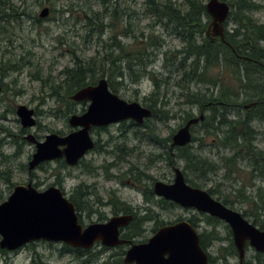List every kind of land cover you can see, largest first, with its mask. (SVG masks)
<instances>
[{
  "label": "rangeland",
  "instance_id": "1",
  "mask_svg": "<svg viewBox=\"0 0 264 264\" xmlns=\"http://www.w3.org/2000/svg\"><path fill=\"white\" fill-rule=\"evenodd\" d=\"M147 1L7 0L9 9L5 12L11 15L0 22V83L2 87L0 91V173L10 170L11 178L8 184L4 181L0 182V202L8 198L14 186L26 184L30 179L39 191L60 182V188L67 198H71L77 188L79 192L81 187V192L87 191L86 197L80 199L76 195L74 199L78 201L82 209L79 215L84 224L97 222L103 216L109 218L113 209L119 205L113 207L101 204L114 196L121 202L127 203L136 216L144 217L146 221L142 223L141 233L145 238L155 227L156 222L153 219L173 222L178 217L191 215L190 211L175 206L167 204L160 206L156 203L158 198L154 195L151 196L152 201H148L145 197L146 188H151L154 181L170 183L173 178L170 167L166 165L167 162L162 159L150 161L152 153L159 155L164 154V151L145 137L149 133L148 127H152L160 138H166L185 123L183 109L190 110L193 116L198 114L196 106L184 105L180 91L173 86V83L168 87L165 98L161 95L156 100L159 103L161 101L168 103L166 110H170L171 119L150 118L144 123L147 127L124 121L105 128H96L90 131L91 137L103 147L86 154L79 165L67 167L58 160L43 163L31 172L27 169L35 147L34 144L25 140V136L33 135L37 141L42 142L47 134L59 135L61 132H68L72 130L67 123L68 117L83 113L88 106L87 101L73 103L69 97L66 98L62 88H56L55 90L58 89V91L55 92L50 87L62 81L60 73L64 68L73 66L74 58L86 59L97 52L104 53V50L108 49L107 45L111 44L110 38L114 34L122 44H130L134 35L139 37L143 34V39H146L145 36L153 31L152 35L158 36L161 43L158 49L154 50L156 56L149 68H152L157 75H166V68L163 67V53L181 49L183 43L180 36L173 35L174 27L168 26L165 29L163 26H155L157 18L147 11ZM169 1L175 10H179L184 0ZM248 1L257 6V9L252 11L249 9L250 11H246L245 14L257 23H264V0ZM44 7L49 8V15L40 19L38 13ZM35 18L38 20L36 21ZM207 22H210L209 19ZM126 23L131 24L132 30L128 36H124L122 32ZM231 24L232 21L229 18L226 25L232 27ZM194 34V43L197 45L202 43L201 38ZM260 48L264 49V42L260 43ZM151 50L152 48L149 49ZM166 70L172 71L173 68L167 65ZM223 72H226L223 65L219 70L209 69L213 79ZM224 73V81L229 84L232 82L231 77L227 73L228 77H226ZM117 82L122 84L117 86L116 95L125 101H137L146 107L145 98L153 90L152 82L148 77H141L136 84L128 78L117 79ZM207 87L209 86L193 84V90L201 91V93L206 92ZM165 90L166 88L163 87L162 94ZM20 105L34 111L35 125L33 127L22 128L16 115V109ZM243 111L242 109L230 111L227 118L233 119V115ZM206 115H209V112H206ZM253 124L256 137L252 144L257 149H264V122ZM201 129L200 126L195 127L192 135L204 138V147L201 149V145L198 146V140H196L190 144L192 151L207 155L218 166L211 172L206 182H204L205 177L201 178L203 182L201 184L205 183L206 190L213 189L216 192L212 195L213 198L227 197L229 201H233L230 206L245 214L250 222L253 221L252 212L256 205L259 221H264V202L260 201L261 199H254L252 204L251 201L240 202L237 198L239 191L252 195L251 198H255L254 190L257 188H261L264 192V179L255 177L254 180H250L249 161L244 157H238L236 170L233 168L234 171L227 174L220 167V160L223 156L229 159L234 153L233 149L228 146L222 147L213 135L204 136ZM219 131L223 132L224 127H220ZM112 150H115L114 155L111 153ZM120 150L122 154L119 153ZM118 155L123 157L118 159ZM113 160L117 168L110 170V163ZM175 165L183 169V161L177 158ZM103 166L108 167V170L103 169ZM133 166H136V169ZM129 169L135 172L143 171L151 178L140 175L143 185H134L129 179V174L122 175ZM112 175H119L118 179ZM188 175L189 178L196 180L194 175L189 172ZM257 224L259 225V222ZM222 228L220 224L217 226V230L223 233L224 228ZM109 254V252L103 253V259ZM83 259H85L84 256L77 257L62 244L43 241L31 242L13 252L0 250V264H80ZM103 259L98 263H101Z\"/></svg>",
  "mask_w": 264,
  "mask_h": 264
},
{
  "label": "trees",
  "instance_id": "2",
  "mask_svg": "<svg viewBox=\"0 0 264 264\" xmlns=\"http://www.w3.org/2000/svg\"><path fill=\"white\" fill-rule=\"evenodd\" d=\"M227 2L231 7L229 18L232 21V27L227 26V22L224 25L226 30L225 40L228 43L225 45L219 41L211 42L207 37L201 36L205 32L207 20L209 19L205 10V0H184L179 6V10H175L169 0L147 1V11L157 18L155 26H163L165 29L172 26L174 27L173 35H178L182 39L181 49L163 53L164 69H167V65L173 68L172 71L165 69L166 75H157L152 68H149L156 56L154 50L158 49L161 43L158 36L152 35L153 31L145 36L146 39H143V34H140L139 37L134 35L130 44H122L117 40V35L114 34L110 38L111 44L107 45L108 49L104 50V53L97 52L86 59L74 58L73 66L64 68L60 73L63 78L62 81L56 86H50V84L49 86L55 92L62 88L66 98L69 97L70 99L72 93L83 87L94 85L100 78H106L109 89L116 94L118 91L117 86L122 84L117 82V79L128 78L136 84L141 77H148L152 82L153 90L145 98V106L152 110L151 118L169 120L171 119L169 116L170 110H166L168 103L166 101L159 103L156 100L161 95L165 98L168 87L173 83V86L180 91V97L184 100V105L196 106L198 112H209V115H205L204 121L199 125L204 136L213 135L222 147L228 146L233 149L234 153L229 159L224 156L221 158L220 167L227 174L231 173L234 171L233 168L237 167L236 159L244 157L249 161L248 173L250 180H254L255 177L264 179V149H257L252 144L256 137L253 123L264 122V49L260 48V43L264 42V23H257L245 14L246 11H250L249 9L251 11L257 9V6L248 0H228ZM6 9H9L7 0H0V12L4 13ZM130 27V23L124 24V28H122L124 36L132 33ZM194 33L199 35L202 43L198 45L194 43ZM182 34H187V36L183 37ZM150 48H152L151 51H149ZM221 65L226 69V72L223 73L225 75L227 73L231 77L232 82L229 84L224 81L223 73L215 79L209 73V69L217 68L219 70ZM227 75L226 77H228ZM193 84H203L209 87L205 88L206 92L201 93V91L193 90ZM163 87L166 90L162 94ZM56 88L58 89L55 90ZM251 103L253 105L249 109H244L245 105ZM238 109L244 111L236 113L235 116L233 115V119L227 118L230 111L233 112ZM183 114L185 120L193 117L190 110L183 109ZM144 126L147 127L146 124ZM195 127L197 126L191 129L194 130ZM220 127H224L223 132L219 131ZM148 130V135L144 136L149 142L164 151V154L159 155L152 153L151 159L149 158L150 161L162 159L167 162V167L175 165L176 158L183 161V172L187 182L194 187L203 188L200 185L202 182H198L197 179L210 175L218 167L215 162L201 152H193L192 145L182 148L176 147L171 152L169 144L173 133L166 138H160L159 135L155 134L152 127H148ZM196 140H198V146L201 145L200 148L202 149L204 138H197L192 135L191 143ZM119 153L122 154V150ZM118 157L120 159L123 156L118 155ZM102 168L108 170L106 166ZM133 168L136 169V166H133ZM188 172L194 175L196 180L189 178ZM105 173L107 172L105 171ZM126 174L130 175L129 179L134 185H143L140 175L151 178L150 175H145L143 171L135 172L132 169L122 175ZM10 178V170L0 173V180L6 184L10 182ZM80 191H82V188L79 187V192L77 188L74 196L77 195L80 198L77 194ZM207 192L210 195L216 193L213 189H207ZM254 192H256L254 194L255 198H251L252 195H246L242 191H239L237 198L240 202L251 201L252 204L254 199H261L260 201L264 202V192L261 188L255 189ZM151 193V189L147 187L145 197L148 201H152ZM74 196L70 198V201L74 204L76 212L79 213L82 209ZM114 198L113 207L119 205V207L113 209L114 213H128L131 211V207L127 203L121 202L116 197ZM216 200L233 209L230 206L233 201H229L227 197ZM159 202L162 203L161 205L175 206L164 200H157L158 204H160ZM243 215L245 216V214ZM252 216V223L264 230V221H259L256 205ZM79 219V222L82 223L80 215ZM180 219L181 217H178L177 220ZM143 220H145L143 216L138 217L139 223ZM215 223L221 222L215 219ZM135 228L136 226L130 227L128 231L130 236L138 235ZM65 247L75 253L77 257L91 254L80 249ZM103 252L104 249L93 254V257L90 255L88 259H83L80 264H123L121 254L105 257L101 263H97V257Z\"/></svg>",
  "mask_w": 264,
  "mask_h": 264
},
{
  "label": "water",
  "instance_id": "3",
  "mask_svg": "<svg viewBox=\"0 0 264 264\" xmlns=\"http://www.w3.org/2000/svg\"><path fill=\"white\" fill-rule=\"evenodd\" d=\"M205 10L211 17V36L219 37L222 43L227 44L223 24L230 11L229 5L220 0H208ZM48 13L49 9L45 7L39 16L45 18ZM70 98L74 102H88L83 113L68 117V125L75 130L65 136L47 134L42 142L37 141L33 135L25 136V140L35 146V152L28 162L29 172L43 162L59 158H63L67 166L74 167L94 147L90 136L92 128L107 127L129 120L140 126L152 116V111L139 102H128L112 93L105 78L99 79L95 85L79 89ZM251 105H246L245 109ZM16 115L22 128L35 125L32 109L20 105L16 109ZM203 120V113L187 120L172 135L170 149L189 144L190 127ZM172 173L171 183H153V195L224 221L231 229L240 259L246 241L251 247L264 253L263 230L252 225L239 212L213 199L207 191L187 185L179 167H173ZM132 219L131 214L118 215L105 223H90L83 227L79 223L74 204L63 195L60 188L49 186L39 191L30 181L26 185L14 186L8 198L0 203V249L13 252L30 242L40 240L63 243L70 248L83 250L91 249L97 242L107 248L115 247L128 242L119 238V229L129 225ZM123 263L209 264L199 245L195 229L185 221L161 227L145 243L131 244Z\"/></svg>",
  "mask_w": 264,
  "mask_h": 264
},
{
  "label": "flooded vegetation",
  "instance_id": "4",
  "mask_svg": "<svg viewBox=\"0 0 264 264\" xmlns=\"http://www.w3.org/2000/svg\"><path fill=\"white\" fill-rule=\"evenodd\" d=\"M39 13H38V18H40ZM12 14H14V12ZM10 15L7 14L6 12H4V13L0 12V22L2 20L7 19L8 16H10ZM48 15H49V13H48ZM208 18H209V21H210V17H208ZM35 19H36V21L38 20L37 18H35ZM40 19H44V18H40ZM225 31L226 30L224 28V30H223L224 39L226 37ZM211 32H212V29L209 28V23H207L206 28H205V32H203V34L201 36L207 37L211 42H217V41L221 42L219 37H212L211 36ZM197 36L199 38L198 34H197ZM180 40H182V39H180ZM1 90H2V88H1ZM70 100H71V98H70ZM81 102H85V101H81ZM94 129H96V128H93L91 130H94ZM73 130L74 129L69 130L68 132H61V134H59V135L60 136H65V135L69 134ZM93 141H94L93 149L88 151L86 154H88L89 152L98 150V149L103 147L100 144H98V141H95L94 139H93ZM105 151H107V150H105ZM107 153H109V152L107 151ZM111 153H112V155H114L115 154V150H112ZM86 154H85V156H86ZM117 158L119 159L118 156H117ZM58 160H60V162H63L65 164L63 158L54 159V160H51V161H58ZM51 161H46V162H51ZM46 162H43V163H46ZM43 163H41L40 165H42ZM40 165H38L37 167H39ZM110 165H111L110 170L117 168V164H116V162L114 160H113V162L110 163ZM67 167H69V166H67ZM182 173L184 175L185 183L187 185H189V186H191L193 188H198V187L192 186L189 182H187L185 174L183 172V169H182ZM210 175L205 176L204 182L207 181V178ZM118 176L119 175H117V176L112 175V177H116L117 179H118ZM197 180H198V182H201V178H198ZM30 181H31V179L28 182H30ZM0 182H3V181L0 180ZM200 185L203 188H199V189L207 191L204 188L205 187V183L204 184H200ZM53 186H56V187L60 188L61 183L57 182ZM77 194L79 195L80 199H84L86 197V195H87V191L86 192H81L80 191V193H77ZM71 196H74V193ZM114 199L115 198L112 196L108 200H106V203H103L101 205H103V206H113L114 205L113 203L115 202ZM157 200H163V199H157ZM165 202H168V201H165ZM169 203H171V202H169ZM161 204L162 203H160V206H162ZM175 206L180 208V209H183V210L191 212V215L189 217H181L180 220H176V221H186L187 223H189L195 229V231L197 233V236H198L199 245H200L201 249L203 250V252L206 254L207 262L209 264H264V253H260L255 248L251 247L249 245L248 241H246V244H245L244 249H243V255H242V258L240 259L239 253H238V251L236 249V246H235V243H234V240H233V235H232L231 229L229 228V226L225 222L219 220L217 217L211 216L209 214H206L204 212L198 211L196 209L183 208V207H180L178 205H175ZM132 213H133L132 214L133 220L131 221V223L129 225L119 229V232H120L119 238L123 239V240H126L128 242H126L123 245L110 247V248L101 246L100 243H96V245L91 250L87 251L88 253H91L90 254L91 257H93V254H95L98 251L104 249L103 253L109 252L110 253L109 256L115 255V254L116 255L121 254L122 255V261H123V259L125 257V254H126V251L130 248L131 244H138V243L147 242L156 233V231L158 229H160L161 227L166 226V225L171 223V222L170 223L169 222H163V221H160V220L157 221L156 219H153V221L156 222L155 223V227H153L151 229L150 235L147 238H145L143 236V233H141V231H143L141 226H142V223H144L146 220H143L142 222L139 223L138 216H136L134 211ZM122 214H127V213H121V212L118 213V215H122ZM118 215H117V213H114V211H112L111 212V216L109 218H111L113 216H118ZM109 218L103 216V217H100L99 221H97V222L105 223V222H107L109 220ZM215 219H217V220H219V222H221V223H218V224L222 225V227L224 228L223 233L219 232L217 230L218 224L215 223ZM133 224H135V225H133ZM82 225H83V227H85L87 224H82ZM253 225H255V224H253ZM133 226H136L135 232L138 235L130 236L128 231H129L130 227H133ZM97 248H99V250ZM95 249H97V251L93 252ZM102 254L97 257V263H98V261L103 259ZM90 255L85 254V256H84L85 259H88V257H90ZM131 264H135V263H131Z\"/></svg>",
  "mask_w": 264,
  "mask_h": 264
},
{
  "label": "bare ground",
  "instance_id": "5",
  "mask_svg": "<svg viewBox=\"0 0 264 264\" xmlns=\"http://www.w3.org/2000/svg\"><path fill=\"white\" fill-rule=\"evenodd\" d=\"M209 23H210V22H209ZM205 117H206V116H205ZM174 148H175V147H174ZM174 148H173V149H174ZM173 149H170V148H169V150H170L171 152H172ZM78 218H79V216H78ZM132 220H133V219H132ZM255 227H256V226H255Z\"/></svg>",
  "mask_w": 264,
  "mask_h": 264
}]
</instances>
